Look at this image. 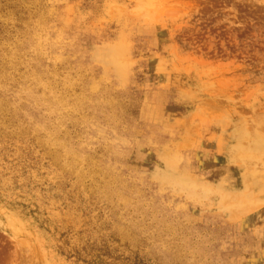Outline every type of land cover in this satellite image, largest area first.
<instances>
[{"label": "rangeland", "instance_id": "rangeland-1", "mask_svg": "<svg viewBox=\"0 0 264 264\" xmlns=\"http://www.w3.org/2000/svg\"><path fill=\"white\" fill-rule=\"evenodd\" d=\"M0 264H264V0H0Z\"/></svg>", "mask_w": 264, "mask_h": 264}]
</instances>
